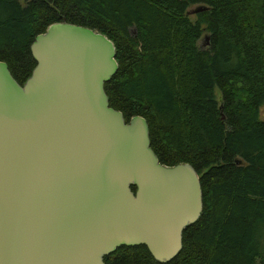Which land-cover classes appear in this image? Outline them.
<instances>
[{"label": "trees", "instance_id": "trees-1", "mask_svg": "<svg viewBox=\"0 0 264 264\" xmlns=\"http://www.w3.org/2000/svg\"><path fill=\"white\" fill-rule=\"evenodd\" d=\"M196 4L208 9L193 21ZM58 21L114 42L110 105L147 119L162 163L201 174L203 211L177 257L122 246L105 263L264 264V0H0V60L20 84L35 37Z\"/></svg>", "mask_w": 264, "mask_h": 264}, {"label": "water", "instance_id": "water-1", "mask_svg": "<svg viewBox=\"0 0 264 264\" xmlns=\"http://www.w3.org/2000/svg\"><path fill=\"white\" fill-rule=\"evenodd\" d=\"M31 52L23 84L0 60V264H106L136 245L173 260L203 211L201 174L162 163L147 119L110 105L114 42L58 21Z\"/></svg>", "mask_w": 264, "mask_h": 264}, {"label": "rangeland", "instance_id": "rangeland-1", "mask_svg": "<svg viewBox=\"0 0 264 264\" xmlns=\"http://www.w3.org/2000/svg\"><path fill=\"white\" fill-rule=\"evenodd\" d=\"M202 4H196V5H192L191 7H189L188 9V13H189V17L195 21L197 19V13H195V9L197 7H199ZM199 43L203 46V47H208L209 46V35L208 34H204L201 38V40L199 41ZM219 94V91H216ZM260 116L262 119H264V104L262 105L261 109H260Z\"/></svg>", "mask_w": 264, "mask_h": 264}]
</instances>
